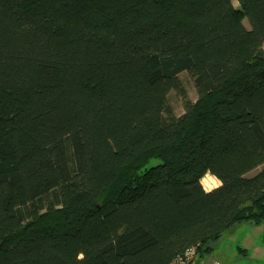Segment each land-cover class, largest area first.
Listing matches in <instances>:
<instances>
[{
    "label": "trees",
    "instance_id": "obj_1",
    "mask_svg": "<svg viewBox=\"0 0 264 264\" xmlns=\"http://www.w3.org/2000/svg\"><path fill=\"white\" fill-rule=\"evenodd\" d=\"M236 1L0 0V264H199L264 223V0Z\"/></svg>",
    "mask_w": 264,
    "mask_h": 264
},
{
    "label": "rangeland",
    "instance_id": "obj_2",
    "mask_svg": "<svg viewBox=\"0 0 264 264\" xmlns=\"http://www.w3.org/2000/svg\"><path fill=\"white\" fill-rule=\"evenodd\" d=\"M234 7H238V2L232 0ZM244 26L249 29V24L247 20L243 22ZM264 50V44H263ZM179 79L182 83L184 92L182 94L171 92L169 95V108L176 117L183 116L185 114V105L187 102L194 104L198 100V90L195 83L189 73L184 72L180 74ZM264 166L257 168L256 170L248 173L247 178H252L259 174ZM220 181L210 174L206 175L202 180V186L206 191H211L220 186ZM11 225L13 228H17L19 223L16 219L15 211H9L7 213ZM214 249L212 255H207L202 259L203 261H212L217 264H232V254L236 256V260L240 262L239 264L248 262L252 264L251 260L246 258L252 253V251H258L260 248L264 247V223L261 225H251L249 223H242L236 226L230 233H228L223 239L212 244ZM12 248V246H11ZM245 249L246 255L238 253V249ZM261 251V250H260ZM249 252V254H248ZM258 260L256 263L264 264V252L256 256ZM195 264H198V258ZM255 264V263H254Z\"/></svg>",
    "mask_w": 264,
    "mask_h": 264
},
{
    "label": "built area",
    "instance_id": "obj_3",
    "mask_svg": "<svg viewBox=\"0 0 264 264\" xmlns=\"http://www.w3.org/2000/svg\"><path fill=\"white\" fill-rule=\"evenodd\" d=\"M197 258V247H191L188 248L181 257L176 259L173 264H195Z\"/></svg>",
    "mask_w": 264,
    "mask_h": 264
},
{
    "label": "crops",
    "instance_id": "obj_4",
    "mask_svg": "<svg viewBox=\"0 0 264 264\" xmlns=\"http://www.w3.org/2000/svg\"><path fill=\"white\" fill-rule=\"evenodd\" d=\"M261 250V251H260ZM260 250H258V251H252V253L249 255V257H247L246 259L249 261V260H251V262H252V264H258V263H256V260H258L257 258H256V256L258 255V254H261V252L263 251L264 252V247H262V248H260ZM248 254H249V252H248ZM232 261H235V262H232V264H239L240 262H238L237 260H236V256H234V254H232ZM199 264H217V263H215V262H212V261H203V263L202 262H200ZM242 264H248V262H245V263H242ZM249 264H251V263H249Z\"/></svg>",
    "mask_w": 264,
    "mask_h": 264
}]
</instances>
